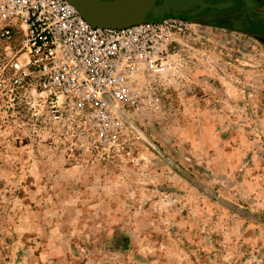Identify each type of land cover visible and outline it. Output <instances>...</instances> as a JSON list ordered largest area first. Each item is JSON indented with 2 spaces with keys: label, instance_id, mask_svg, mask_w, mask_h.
<instances>
[{
  "label": "rangeland",
  "instance_id": "374dc122",
  "mask_svg": "<svg viewBox=\"0 0 264 264\" xmlns=\"http://www.w3.org/2000/svg\"><path fill=\"white\" fill-rule=\"evenodd\" d=\"M214 2L117 145L0 111V264H264V0Z\"/></svg>",
  "mask_w": 264,
  "mask_h": 264
},
{
  "label": "built area",
  "instance_id": "2783aa9c",
  "mask_svg": "<svg viewBox=\"0 0 264 264\" xmlns=\"http://www.w3.org/2000/svg\"><path fill=\"white\" fill-rule=\"evenodd\" d=\"M193 27L172 13L99 27L68 0H0V111L23 105L79 146H115L126 107L146 100L147 78L167 70L174 44Z\"/></svg>",
  "mask_w": 264,
  "mask_h": 264
},
{
  "label": "water",
  "instance_id": "95a60500",
  "mask_svg": "<svg viewBox=\"0 0 264 264\" xmlns=\"http://www.w3.org/2000/svg\"><path fill=\"white\" fill-rule=\"evenodd\" d=\"M91 24L99 27L121 28L145 20L157 0H68ZM251 0H247V2ZM199 5V7H196ZM231 2L212 4L206 0H164L162 8L168 13L176 9L190 10L188 16H194L207 7L224 9L231 6ZM254 5H257L254 3Z\"/></svg>",
  "mask_w": 264,
  "mask_h": 264
},
{
  "label": "flooded vegetation",
  "instance_id": "af4514ba",
  "mask_svg": "<svg viewBox=\"0 0 264 264\" xmlns=\"http://www.w3.org/2000/svg\"><path fill=\"white\" fill-rule=\"evenodd\" d=\"M206 1H208V2H210V3H212V4H215V2H214V0H206ZM252 1V0H251ZM218 3V2H217ZM196 7H199V5H196ZM213 9V8H210V7H207L206 9ZM195 9H193L192 11H194ZM205 10V9H204ZM204 10H202V11H204ZM201 11V12H202ZM201 12H199V13H201ZM199 13H197V14H199ZM197 14H195L194 16H196ZM183 16H187V17H189V18H191V19H193V16H188L186 13H183Z\"/></svg>",
  "mask_w": 264,
  "mask_h": 264
},
{
  "label": "bare ground",
  "instance_id": "6f19581e",
  "mask_svg": "<svg viewBox=\"0 0 264 264\" xmlns=\"http://www.w3.org/2000/svg\"><path fill=\"white\" fill-rule=\"evenodd\" d=\"M71 3V2H70Z\"/></svg>",
  "mask_w": 264,
  "mask_h": 264
}]
</instances>
